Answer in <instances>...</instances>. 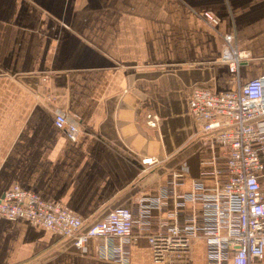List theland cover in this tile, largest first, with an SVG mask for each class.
Instances as JSON below:
<instances>
[{
  "label": "crops",
  "instance_id": "obj_1",
  "mask_svg": "<svg viewBox=\"0 0 264 264\" xmlns=\"http://www.w3.org/2000/svg\"><path fill=\"white\" fill-rule=\"evenodd\" d=\"M204 10L218 16L215 26ZM224 32L250 52L237 75L219 59ZM262 73L264 0H0V196L17 183L88 225L115 206L134 209L173 172H183L179 191L204 168L221 171L207 183L223 179L222 150L194 135L189 92L233 89ZM57 112L78 124L75 139L55 125ZM147 112L158 114L157 126ZM146 155L158 161L141 164ZM172 208L170 197L152 220ZM193 209L182 207L179 220ZM133 232L130 264H164L153 261L147 234ZM96 242L81 251L52 230L0 216V264H120L98 258ZM205 249L194 238L190 264H206Z\"/></svg>",
  "mask_w": 264,
  "mask_h": 264
},
{
  "label": "built area",
  "instance_id": "obj_2",
  "mask_svg": "<svg viewBox=\"0 0 264 264\" xmlns=\"http://www.w3.org/2000/svg\"><path fill=\"white\" fill-rule=\"evenodd\" d=\"M203 17L211 26L218 16L209 10ZM219 59L237 75L250 52L237 48L233 32L221 35ZM194 135L214 151L224 155L223 179L207 183L205 177L221 172L218 167L204 168L191 181L188 190L179 191L182 171L173 172L171 180L154 194H140L136 207H113L93 223L67 206L44 199L39 193L12 184L0 196V216L21 218L68 237L73 245L87 249L94 238L98 258L130 264L129 244L136 239L133 228L147 234L152 259L164 264H190L188 254L194 238L205 242L206 264H261L264 254V73L233 89L210 90L194 86L188 95ZM149 126H157L159 116L145 114ZM54 123L75 139L79 126L65 112H57ZM216 159V155H212ZM143 156L141 164L157 162ZM222 170V169H221ZM173 198V208L155 222L152 211L162 209ZM191 203L193 211L183 221L179 211ZM198 204V207H196Z\"/></svg>",
  "mask_w": 264,
  "mask_h": 264
},
{
  "label": "rangeland",
  "instance_id": "obj_3",
  "mask_svg": "<svg viewBox=\"0 0 264 264\" xmlns=\"http://www.w3.org/2000/svg\"><path fill=\"white\" fill-rule=\"evenodd\" d=\"M213 27V26H212Z\"/></svg>",
  "mask_w": 264,
  "mask_h": 264
}]
</instances>
